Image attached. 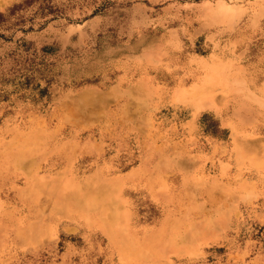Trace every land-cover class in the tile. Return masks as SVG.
<instances>
[{
	"label": "rangeland",
	"instance_id": "obj_1",
	"mask_svg": "<svg viewBox=\"0 0 264 264\" xmlns=\"http://www.w3.org/2000/svg\"><path fill=\"white\" fill-rule=\"evenodd\" d=\"M1 161L0 264H264V0H0Z\"/></svg>",
	"mask_w": 264,
	"mask_h": 264
},
{
	"label": "bare ground",
	"instance_id": "obj_2",
	"mask_svg": "<svg viewBox=\"0 0 264 264\" xmlns=\"http://www.w3.org/2000/svg\"><path fill=\"white\" fill-rule=\"evenodd\" d=\"M1 164H5L4 162H0V173L2 172H5V170L9 171V167L7 165H1ZM38 182H40V180H37ZM20 193H23V191H20ZM48 194H53V196L55 198H58V199H65V196L66 195V190L64 188H62V186L60 185H57L55 187H53L51 190H49V193ZM20 197L23 198V194H20Z\"/></svg>",
	"mask_w": 264,
	"mask_h": 264
}]
</instances>
